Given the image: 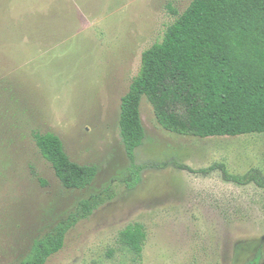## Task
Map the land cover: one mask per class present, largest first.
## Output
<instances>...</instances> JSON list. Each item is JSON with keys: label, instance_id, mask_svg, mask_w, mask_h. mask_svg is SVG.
Here are the masks:
<instances>
[{"label": "rangeland", "instance_id": "1", "mask_svg": "<svg viewBox=\"0 0 264 264\" xmlns=\"http://www.w3.org/2000/svg\"><path fill=\"white\" fill-rule=\"evenodd\" d=\"M193 0H0V264L30 258L37 241L77 219L46 264H264V190L226 183L264 174V134L198 138L163 129L143 98L146 138L134 167L120 105L143 53ZM97 165L84 190L63 187L35 133ZM95 207L86 218L83 204ZM140 224L137 257L121 233Z\"/></svg>", "mask_w": 264, "mask_h": 264}, {"label": "trees", "instance_id": "2", "mask_svg": "<svg viewBox=\"0 0 264 264\" xmlns=\"http://www.w3.org/2000/svg\"><path fill=\"white\" fill-rule=\"evenodd\" d=\"M177 14L163 40L142 56L139 74L122 97L119 130L136 181V164L146 130L141 106L146 98L160 126L171 133L198 138L264 134V0H193ZM41 155L51 164L65 189L84 190L96 179L97 165L79 164L65 151L56 134L35 133ZM219 171L226 183L256 185L264 190V174L252 169L231 174L216 164L196 173ZM94 206L83 204L82 217ZM77 219L37 241L29 259L19 264H46L65 245ZM146 235L140 224L128 226L120 241L137 257Z\"/></svg>", "mask_w": 264, "mask_h": 264}]
</instances>
